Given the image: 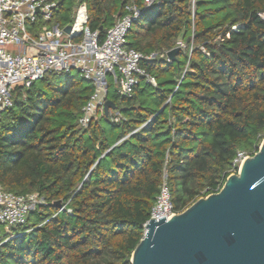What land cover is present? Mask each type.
Here are the masks:
<instances>
[{"label":"trees","instance_id":"1","mask_svg":"<svg viewBox=\"0 0 264 264\" xmlns=\"http://www.w3.org/2000/svg\"><path fill=\"white\" fill-rule=\"evenodd\" d=\"M80 3L100 42L128 5L144 8L143 0H59L58 21L69 22ZM191 6L153 3L126 37L142 54L169 51L178 40L192 44L188 70L183 74L187 51L170 64L143 61L157 86L141 79L127 98L109 80L107 100L116 109L108 117L80 125L94 92L82 78L52 73L13 90L0 117V186L37 193L45 203L25 225L8 234L0 227V264H130L162 185L181 212L221 188L238 152L257 151L264 139V21L257 16L264 0ZM115 112L123 119L117 124Z\"/></svg>","mask_w":264,"mask_h":264},{"label":"built area","instance_id":"2","mask_svg":"<svg viewBox=\"0 0 264 264\" xmlns=\"http://www.w3.org/2000/svg\"><path fill=\"white\" fill-rule=\"evenodd\" d=\"M143 1V9L133 3L128 5L125 14L116 18L100 42L97 33L88 28L85 3L78 4L71 20L61 24L56 14L59 0H0V117L12 106V92L16 87L29 88L35 81L52 73L72 76L75 72L93 84L94 92L81 109L79 123L82 127L95 115L103 113L109 80L116 86L121 98L130 97L141 79L156 87V80L145 72L141 63L163 59L170 64L172 61L168 58V52L172 49L142 54L127 46V34L143 11L153 3H163L162 0ZM194 2L191 0L192 12ZM257 16L264 21V11ZM239 28L240 25L232 26L230 32H237ZM225 38H229V33L225 34ZM218 40L222 41L221 38ZM175 48L188 52L184 74L188 70L193 46L186 47L183 41L178 40ZM199 49L205 53L202 46ZM112 115L113 123L123 120L118 112ZM248 156L251 155L238 152L229 175L237 173ZM44 203L37 193L15 195L0 186V227L8 234L10 228L25 225L29 214ZM176 213L169 190L162 185L149 219L157 222L164 217L168 220ZM22 234H9L6 240Z\"/></svg>","mask_w":264,"mask_h":264},{"label":"water","instance_id":"3","mask_svg":"<svg viewBox=\"0 0 264 264\" xmlns=\"http://www.w3.org/2000/svg\"><path fill=\"white\" fill-rule=\"evenodd\" d=\"M178 51L168 58L174 61ZM115 109L107 100L103 113ZM144 229L130 264H264V139L217 192L168 220L150 219Z\"/></svg>","mask_w":264,"mask_h":264},{"label":"rangeland","instance_id":"4","mask_svg":"<svg viewBox=\"0 0 264 264\" xmlns=\"http://www.w3.org/2000/svg\"><path fill=\"white\" fill-rule=\"evenodd\" d=\"M73 77H74V79L75 80H78V79H80V77H79V75L77 74V73H73V75H72ZM113 85V87L115 86L114 84H112ZM112 86H111V91L113 90L114 91V88H113ZM115 88H116V86H115ZM116 113V112H115ZM99 116V115H98ZM94 118H96V115H95V117Z\"/></svg>","mask_w":264,"mask_h":264},{"label":"bare ground","instance_id":"5","mask_svg":"<svg viewBox=\"0 0 264 264\" xmlns=\"http://www.w3.org/2000/svg\"><path fill=\"white\" fill-rule=\"evenodd\" d=\"M106 101H107V100H106ZM149 220H150V219H149ZM149 220H148V221H149ZM148 221H147V223H148ZM144 228H145V227H144ZM144 230H145V229H143V234H144V232H145Z\"/></svg>","mask_w":264,"mask_h":264}]
</instances>
